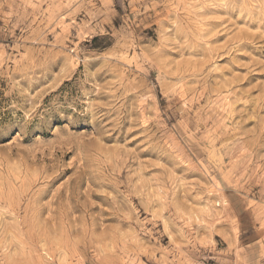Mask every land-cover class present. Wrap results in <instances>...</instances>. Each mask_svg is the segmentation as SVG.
I'll use <instances>...</instances> for the list:
<instances>
[{
    "label": "rangeland",
    "instance_id": "374dc122",
    "mask_svg": "<svg viewBox=\"0 0 264 264\" xmlns=\"http://www.w3.org/2000/svg\"><path fill=\"white\" fill-rule=\"evenodd\" d=\"M0 264H264V0H0Z\"/></svg>",
    "mask_w": 264,
    "mask_h": 264
}]
</instances>
